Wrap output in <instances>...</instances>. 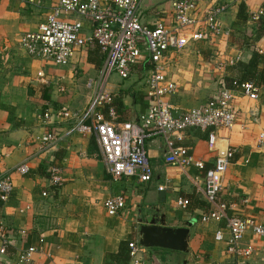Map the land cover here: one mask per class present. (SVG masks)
I'll return each instance as SVG.
<instances>
[{"label":"crops","instance_id":"obj_1","mask_svg":"<svg viewBox=\"0 0 264 264\" xmlns=\"http://www.w3.org/2000/svg\"><path fill=\"white\" fill-rule=\"evenodd\" d=\"M213 1L227 5L221 21L230 34L169 55L166 76L177 87L168 101L178 113L197 108L215 96L225 85L224 79L231 78L229 67L234 63L246 62L259 47L264 52V16L258 22L251 18L258 9H264V0ZM55 2L0 0V176L11 174L14 186L9 199L0 202V217L10 240L5 264H15L16 254L29 246L40 249L29 264H132L130 257L127 261L117 258L120 244H138L139 226L154 210L165 216L169 227L192 223L188 252L141 247L136 259L145 264H264V237L251 231L241 241L243 248L252 251L250 257L227 253L225 222H201L209 207L195 191V183L202 186L205 170L231 149L233 159L222 181V198L234 213L264 225V88L260 87L256 102L234 92L236 125L231 130H215L212 149L208 147L209 131L189 129L181 140H175L176 145L189 148L193 161L203 162V170L192 164L186 168L166 165L164 139L153 136L145 140L151 181L143 184L127 178L115 182L105 170L94 137L73 133L71 122L58 123L53 117L61 107L78 110L89 103L92 91L86 82L98 76L104 63L98 47L89 44L77 51L66 67H57L29 57L18 45L20 36L36 30ZM240 4L247 18L237 21ZM140 14L141 22L150 28L160 20L168 23L170 0H143ZM82 32L90 36L88 21L83 22ZM45 65L51 67L45 69ZM149 69L144 57L127 80L109 77L115 125L138 122L145 112ZM40 71L44 82L37 77ZM46 111L52 113L48 124L43 119ZM49 131L61 137L41 151L39 138ZM24 162H28V174L13 173ZM50 167L60 169L61 184L55 190L49 176L40 173H49ZM114 196L124 197L125 207L111 217L104 201ZM179 200L188 201L187 206L180 207ZM217 232L222 240L215 239Z\"/></svg>","mask_w":264,"mask_h":264},{"label":"built area","instance_id":"obj_2","mask_svg":"<svg viewBox=\"0 0 264 264\" xmlns=\"http://www.w3.org/2000/svg\"><path fill=\"white\" fill-rule=\"evenodd\" d=\"M142 1L56 0L44 21L36 30L23 33L18 45L29 57L57 67H66L74 54L85 50L89 44L98 47L104 63L98 76L86 82V87L92 91L89 103L78 110L61 107L53 117L58 123L71 122L73 133L94 137L105 170L113 181L134 178L146 184L152 177V168L145 150L146 139L153 136L164 139L166 165L186 168L192 164L201 171L204 169L203 162L193 161L189 148L176 145L175 140H181L189 129L209 131L208 147L212 149L216 139L214 131L231 130L236 125L238 113L233 106L234 92L238 91L250 101L256 102L261 88L254 82H233V88L222 86L205 104L178 113L168 101L177 87L166 76L169 55L182 53L196 43H210L214 39L229 36L230 30L225 29L221 21L228 7L226 4H216L213 0H170V21H157L150 28L141 22ZM200 2H204V6ZM263 16L264 9L261 8L251 18L258 22ZM84 21L90 23L89 37H85L82 32ZM255 51L261 55L264 53L261 47ZM144 57H147L150 64L145 77L148 106L138 122L115 125L114 98L108 87V79L114 73L120 79L127 80L132 68L142 63ZM37 77L44 82L41 71ZM51 116L50 111L43 113L47 124ZM60 137L56 131L45 132L39 138L40 150H47ZM233 152L229 149L216 158L213 167L205 170L202 186L195 183V191L202 194L209 207L201 217V222L224 221L229 235L226 241L227 253L248 258L252 251L241 246L243 236L251 231L257 237H264V225L254 218L234 213L231 204L222 198V181L233 159ZM28 171V162L13 169V173L19 175H27ZM59 174V168H49V180L55 188L61 184ZM13 190L11 174L0 176L1 203L9 199ZM158 190H163V187ZM187 204L186 200L178 201L180 207L185 208ZM124 207L125 199L122 196L109 197L104 201L105 211L111 217L117 216ZM7 234L0 217V264H5L4 257L7 256L10 244ZM215 239L222 240L220 232L216 233ZM127 246L132 264H145L136 259L140 246L135 241L128 242ZM38 250L29 246L19 251L15 264H29Z\"/></svg>","mask_w":264,"mask_h":264},{"label":"water","instance_id":"obj_3","mask_svg":"<svg viewBox=\"0 0 264 264\" xmlns=\"http://www.w3.org/2000/svg\"><path fill=\"white\" fill-rule=\"evenodd\" d=\"M154 211L155 213L150 215L146 223H141L139 226L140 248H159L187 253L192 223L188 222L184 226L172 228L167 226L164 215L158 214L157 210Z\"/></svg>","mask_w":264,"mask_h":264},{"label":"trees","instance_id":"obj_4","mask_svg":"<svg viewBox=\"0 0 264 264\" xmlns=\"http://www.w3.org/2000/svg\"><path fill=\"white\" fill-rule=\"evenodd\" d=\"M243 4H240L238 7L237 21L246 20L247 15L244 14ZM264 61V56L257 53L256 51L251 52L250 58L246 61H238L229 67L231 78L226 77L224 79L225 86L228 88H233L232 83L236 82L238 84L245 82H254L257 86L264 88V68H262V64ZM106 113V111H105ZM41 174H46L49 176V173L40 170ZM55 189V187H52ZM128 241L120 244V251L116 255L117 258H121L123 261L129 260L128 255ZM126 255H123V253Z\"/></svg>","mask_w":264,"mask_h":264},{"label":"rangeland","instance_id":"obj_5","mask_svg":"<svg viewBox=\"0 0 264 264\" xmlns=\"http://www.w3.org/2000/svg\"><path fill=\"white\" fill-rule=\"evenodd\" d=\"M6 53V52H5ZM51 66H49V65H45V69L46 68H50ZM112 75H115L114 73L112 74ZM113 77V76H112Z\"/></svg>","mask_w":264,"mask_h":264}]
</instances>
